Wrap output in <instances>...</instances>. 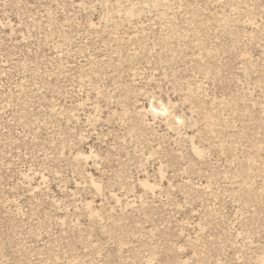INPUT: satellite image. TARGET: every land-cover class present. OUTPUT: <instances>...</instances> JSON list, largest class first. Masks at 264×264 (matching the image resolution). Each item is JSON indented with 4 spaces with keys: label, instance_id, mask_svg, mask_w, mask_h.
<instances>
[{
    "label": "rangeland",
    "instance_id": "rangeland-1",
    "mask_svg": "<svg viewBox=\"0 0 264 264\" xmlns=\"http://www.w3.org/2000/svg\"><path fill=\"white\" fill-rule=\"evenodd\" d=\"M0 264H264V0H0Z\"/></svg>",
    "mask_w": 264,
    "mask_h": 264
}]
</instances>
